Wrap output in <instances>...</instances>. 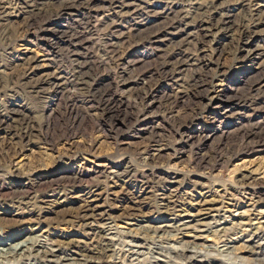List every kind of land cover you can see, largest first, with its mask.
I'll use <instances>...</instances> for the list:
<instances>
[{
  "label": "rangeland",
  "instance_id": "obj_1",
  "mask_svg": "<svg viewBox=\"0 0 264 264\" xmlns=\"http://www.w3.org/2000/svg\"><path fill=\"white\" fill-rule=\"evenodd\" d=\"M173 1L61 0L27 28L9 18L13 30L0 38V242L43 236L66 250L71 242L92 245L96 230L109 227L119 250L130 251L131 237H183L155 236V225L172 218L219 215L226 240L197 244L247 254L238 239L251 227L231 224L245 212L256 224L264 210V0H200V12ZM25 2L0 7L14 14ZM229 16L234 24L222 30ZM182 28L190 34L182 37ZM81 63L89 67L82 82ZM50 75L73 82L64 90L41 84ZM19 126L30 127L28 135ZM83 210L99 227L83 226ZM256 252L264 254V242Z\"/></svg>",
  "mask_w": 264,
  "mask_h": 264
},
{
  "label": "bare ground",
  "instance_id": "obj_2",
  "mask_svg": "<svg viewBox=\"0 0 264 264\" xmlns=\"http://www.w3.org/2000/svg\"><path fill=\"white\" fill-rule=\"evenodd\" d=\"M27 1V0H26ZM70 1V0H69ZM73 1L72 4H76L77 2L79 4H89L90 2H92L93 0H71ZM178 1V0H177ZM176 1V2H177ZM203 1V0H202ZM213 1V0H212ZM241 1V0H240ZM175 2V1H173ZM175 2V3H176ZM180 2V1H179ZM189 2V6L192 7L194 10H196L197 12L201 11V8L203 7L202 3L200 0H188L186 1V3L188 4ZM196 2V3H194ZM225 2V1H224ZM26 3V2H25ZM183 3V2H182ZM221 3V2H220ZM61 4V0H28V2L26 4H24V7L20 10L17 11L14 14H10L7 11H5L4 9H2L3 7H0V38L5 40L6 38H8L12 32V28L11 26V22L10 19H19L20 21H24V28H27L28 23L31 24L29 21L35 17V16H40L42 14H46L49 11H53V9H56L60 6ZM66 4V3H65ZM129 4V3H128ZM178 4V3H177ZM181 4V3H180ZM62 5V4H61ZM71 5V4H70ZM90 5V4H89ZM215 2L212 3V5L210 6H214ZM246 5V4H244ZM63 6V5H62ZM88 6V5H87ZM125 6V5H123ZM173 6V4L171 5ZM183 6V4L181 5ZM185 6V5H184ZM16 7V6H15ZM69 7V6H68ZM75 7V6H74ZM178 7V6H177ZM70 8V7H69ZM210 8V7H209ZM249 8V7H248ZM19 10V9H18ZM178 10V9H177ZM187 10V9H186ZM205 10V9H204ZM61 11V9H60ZM175 11V10H174ZM182 10H179L177 15H180V13ZM185 11V10H184ZM189 11V10H188ZM187 11V12H188ZM192 11V10H191ZM209 11V9H208ZM56 12V11H55ZM58 13V11H57ZM175 13V12H174ZM204 13V12H203ZM49 14V13H48ZM54 14V12H53ZM52 14V15H53ZM199 14V13H197ZM206 14V13H205ZM186 15V14H185ZM184 15V16H185ZM202 15V14H201ZM250 15V14H249ZM43 16V15H42ZM48 16V15H47ZM53 17H55L53 15ZM182 17V16H181ZM258 17V16H257ZM22 18V19H21ZM47 18V17H45ZM202 18V17H201ZM224 18V17H223ZM231 16H229L228 18H226L223 21V26L221 27L222 30H231V27L234 23H232L231 21ZM48 19V18H47ZM223 20V19H222ZM16 21V20H15ZM168 21V20H167ZM14 22V21H13ZM236 22V21H235ZM220 23V22H219ZM246 23V22H245ZM218 24V23H217ZM41 25V24H40ZM212 25V24H211ZM221 25V24H220ZM21 26V25H20ZM235 26V25H234ZM233 26V27H234ZM31 27V26H30ZM173 27V26H172ZM217 27V26H216ZM238 27V26H237ZM32 28V27H31ZM171 28V27H170ZM22 29V28H21ZM185 29L183 31H185V33H183L182 37H186L188 36L190 33H188L187 28H182ZM208 29V28H207ZM248 29V28H247ZM25 30V29H24ZM50 30V29H49ZM202 30V29H201ZM18 31V30H17ZM219 31V30H218ZM21 32V31H20ZM22 33V32H21ZM20 33V34H21ZM27 33V32H26ZM29 33V31H28ZM217 33V32H216ZM214 33V34H216ZM16 34V33H15ZM15 34H14V38H15ZM180 34V33H178ZM177 34V35H178ZM241 34V33H240ZM255 34V33H254ZM29 35V34H28ZM181 35V34H180ZM203 36V35H202ZM240 36V35H239ZM19 37V36H18ZM245 37V35H244ZM17 38V36H16ZM12 39V38H11ZM181 39V38H180ZM246 39V38H245ZM13 41V40H12ZM153 41V40H152ZM183 40H181L182 42ZM112 42V41H111ZM179 42V43H181ZM185 42V41H183ZM87 43V42H86ZM195 43V42H194ZM244 43V42H243ZM13 44V43H12ZM184 45V43H182ZM187 44V43H186ZM185 44V45H186ZM176 45V44H175ZM179 45V44H178ZM182 45V46H183ZM243 45V44H242ZM180 46V45H179ZM175 47V46H174ZM212 47V46H211ZM242 47V46H241ZM167 48V47H165ZM184 48V47H183ZM189 48V47H188ZM177 49V48H175ZM175 49H172L173 51L170 52H174ZM116 50V49H115ZM169 50V49H168ZM188 50V49H187ZM237 50V49H236ZM239 50V49H238ZM181 51V49H180ZM186 51V50H185ZM184 51V53H185ZM216 51V50H215ZM250 51V50H249ZM114 52V51H113ZM189 52V51H188ZM195 53V52H194ZM211 53V52H210ZM172 54V53H171ZM189 54V53H188ZM110 55V54H109ZM183 55V54H182ZM112 56V55H111ZM184 56V55H183ZM195 56V55H194ZM200 57V56H199ZM29 59V58H28ZM121 59V58H120ZM187 59V58H186ZM192 59V58H191ZM24 60V59H23ZM33 60V59H32ZM113 60V59H112ZM174 60V59H173ZM195 60V58H194ZM22 61V60H21ZM175 61V60H174ZM184 61V60H183ZM186 61V60H185ZM198 61V60H196ZM28 62V61H27ZM30 62V59H29ZM173 62V61H172ZM188 62V61H187ZM186 62V63H187ZM193 62V61H192ZM160 63V62H159ZM183 63V62H182ZM29 64V63H27ZM32 64V63H31ZM82 65L79 66V68L77 69V79L79 81H84L85 77L88 75L89 73V67L85 68L83 67V63H81ZM174 64V62H173ZM191 64V63H190ZM196 64V63H195ZM22 65V64H21ZM24 65L26 66V63H24ZM169 65V64H168ZM172 65V63L170 64ZM188 65V64H187ZM186 65V66H187ZM193 65V63L191 64ZM175 66V64H174ZM179 66V65H178ZM201 66V65H200ZM31 65L28 66V68H30ZM197 67V66H196ZM199 67V66H198ZM27 68V67H26ZM27 68V69H28ZM33 68V66H32ZM179 68V67H178ZM176 69V68H175ZM180 69V68H179ZM188 69V68H187ZM190 69V68H189ZM34 70V69H32ZM30 70V72L32 71ZM76 70V69H75ZM74 70V71H75ZM171 71V70H170ZM169 71V72H170ZM175 72V71H174ZM204 72V71H203ZM25 73V72H24ZM61 73V72H60ZM73 73V72H72ZM178 73V72H176ZM29 74V73H28ZM57 74V73H56ZM187 74V73H186ZM32 75V74H31ZM30 75V76H31ZM61 75V74H60ZM66 75V74H65ZM179 75V74H178ZM182 75V74H181ZM192 75V74H191ZM194 75V74H193ZM25 76V75H23ZM27 76V75H26ZM46 76V75H45ZM51 76V75H50ZM57 76V75H56ZM59 76V75H58ZM73 76V74H72ZM21 77V76H19ZM41 77V76H40ZM44 76H42L43 78ZM48 77V76H46ZM52 77V76H51ZM63 76H59L50 80H46L44 82H42L41 84L43 85H48V84H56L58 88L64 90L67 89L71 83L73 82H68L67 80H65L64 78H62ZM29 78V77H28ZM182 78V77H180ZM189 78V76H188ZM191 78V76H190ZM3 81V78H1ZM127 79V78H126ZM179 79V78H177ZM201 79V78H200ZM211 79V78H210ZM29 80V79H28ZM41 80V79H40ZM70 80V79H69ZM202 80V79H201ZM87 82V81H86ZM150 82V81H149ZM184 82V81H183ZM38 83V82H37ZM94 83V82H93ZM123 83V82H122ZM125 83V82H124ZM1 84V83H0ZM54 84V85H55ZM127 84V83H126ZM196 84V83H195ZM203 84V83H201ZM205 84V83H204ZM53 85V86H54ZM83 85V84H80ZM124 85V84H123ZM134 85V84H133ZM88 86V85H87ZM86 86V87H87ZM183 86V85H182ZM202 86V85H201ZM19 87V86H18ZM17 87V88H18ZM48 87V86H47ZM79 87V86H78ZM196 87H199V85H197ZM21 88V87H20ZM42 88V87H41ZM41 88L39 83L36 85V87H34L32 89V93H34L35 95L40 94L41 92ZM82 88V87H81ZM132 88V86H131ZM212 88V87H211ZM23 89V88H21ZM54 89V88H53ZM84 89V88H83ZM50 90V89H49ZM48 90V91H49ZM143 90V89H142ZM146 90V89H145ZM205 90V89H204ZM10 91V90H9ZM43 91V89H42ZM47 91V90H46ZM66 91V90H65ZM86 91V89H85ZM136 91V90H135ZM144 91V90H143ZM142 91V92H143ZM181 91V90H180ZM209 91V90H208ZM213 91V90H212ZM219 91V90H218ZM57 92V91H56ZM62 92V91H61ZM195 92V91H194ZM202 92V91H201ZM207 92V91H206ZM2 93V92H1ZM198 93V92H197ZM3 94V93H2ZM8 94V93H7ZM49 94V93H48ZM137 94V93H136ZM208 94V93H207ZM4 95V94H3ZM11 95V94H10ZM33 95V94H32ZM205 95V94H204ZM217 95V94H216ZM4 97V96H3ZM7 97V96H6ZM11 97V96H10ZM9 97V98H10ZM28 97V95L26 96ZM208 97V96H207ZM215 97V96H214ZM30 98V97H29ZM138 98V97H137ZM213 98V97H212ZM11 99V98H10ZM28 99V98H27ZM144 100V99H143ZM209 100V98H208ZM225 101V100H223ZM21 102V101H20ZM28 102V101H27ZM31 102V101H29ZM116 102V101H115ZM152 102V101H151ZM222 102V101H221ZM23 104V103H22ZM28 104V103H27ZM26 104V105H27ZM12 105V104H11ZM24 105V104H23ZM29 105V104H28ZM8 106V105H7ZM38 107V106H37ZM203 107V106H202ZM28 108V107H27ZM204 108V107H203ZM14 109V108H13ZM223 109V108H222ZM227 109H225L226 111ZM21 111V110H20ZM202 111V110H200ZM229 111V109H228ZM25 112V110H24ZM31 112V111H30ZM35 112V111H34ZM33 112V113H34ZM219 112V111H218ZM1 113V112H0ZM11 113V112H10ZM23 113V112H22ZM32 113V114H33ZM225 113V112H224ZM8 114V113H6ZM3 115H5L3 113ZM23 116V115H22ZM35 116V115H34ZM24 118V117H23ZM36 118V117H35ZM211 118V117H210ZM13 119V118H12ZM11 120L9 115L7 117H5L4 121L2 123H6L7 125H9L7 122ZM22 120V119H20ZM34 121V120H33ZM1 122V121H0ZM22 122V121H20ZM6 126V125H5ZM30 127H23V126H19L17 127V131L19 132V135L21 137H25L26 135H28ZM35 128V127H34ZM12 131V130H11ZM9 132V131H8ZM17 132V133H18ZM11 133V132H10ZM14 134V133H13ZM199 134V133H198ZM17 136V135H16ZM155 137V136H154ZM19 138V137H18ZM30 139V138H29ZM203 139V138H202ZM246 139V138H245ZM253 139V138H251ZM20 140V139H19ZM23 140V139H21ZM242 140V139H241ZM21 142V141H20ZM19 142V143H20ZM153 142V141H152ZM156 142V141H155ZM149 144V143H148ZM158 144V143H157ZM160 144V143H159ZM18 145V144H17ZM21 145H23L21 143ZM153 145V144H152ZM154 146V145H153ZM22 148V147H21ZM151 149V148H150ZM250 150V149H249ZM143 152V151H142ZM145 152V151H144ZM143 154V153H140ZM154 154V153H153ZM152 155V154H151ZM150 156V155H149ZM156 156V155H155ZM154 156V157H155ZM151 157V156H150ZM155 159V158H154ZM139 160V157H138ZM137 160V161H138ZM141 160V159H140ZM146 160V159H145ZM151 161V160H150ZM140 162V161H139ZM142 162V161H141ZM154 162V161H153ZM146 163V162H145ZM148 163V161H147ZM155 163V162H154ZM136 164V163H135ZM138 165V164H137ZM156 165V163H155ZM127 167V166H126ZM147 167V166H145ZM151 168V167H150ZM15 169V168H14ZM149 169V166H148ZM162 170V169H161ZM111 171V170H110ZM113 171V169H112ZM115 171V170H114ZM113 171V172H114ZM152 171V170H151ZM164 171V170H163ZM8 172V171H7ZM116 172V171H115ZM9 173V172H8ZM112 173V172H111ZM171 173V172H169ZM173 173V172H172ZM7 174V173H6ZM17 174V173H16ZM114 174V173H113ZM116 176H119V173H115ZM122 174V172H121ZM125 174V173H124ZM122 174V175H124ZM10 175V174H9ZM8 175V176H9ZM23 175V174H22ZM114 176V175H113ZM126 176V175H125ZM22 177V176H21ZM153 177V176H152ZM244 177V176H243ZM8 178V177H7ZM77 178V177H76ZM75 178V179H76ZM113 178V177H112ZM165 178V177H164ZM248 178V177H247ZM249 179V178H248ZM122 180V179H121ZM154 180V179H153ZM160 180V178H159ZM112 181V180H111ZM242 181V180H241ZM26 182V181H25ZM80 182V181H79ZM114 182V180L112 181ZM116 182V181H115ZM151 182V181H150ZM245 182V181H244ZM158 183V182H156ZM173 183V182H172ZM175 183V182H174ZM178 183V182H177ZM247 183V182H246ZM252 183V182H250ZM248 182V184H250ZM258 183V182H257ZM75 184V183H74ZM79 184V183H78ZM81 184V183H80ZM96 185V184H95ZM160 185V184H158ZM253 185V183H252ZM76 186V185H75ZM92 186V185H91ZM100 186V185H99ZM110 186V185H109ZM108 186V187H109ZM165 186V185H164ZM242 186V185H241ZM111 187V186H110ZM51 188V187H50ZM92 188V187H91ZM179 188V187H178ZM53 189V188H52ZM65 189V188H64ZM83 189V188H82ZM89 189V188H88ZM87 189V190H88ZM95 189V188H94ZM162 189V188H161ZM93 190V189H92ZM254 190V189H253ZM72 191V190H71ZM245 191V190H244ZM87 192V191H86ZM92 192V191H91ZM100 192V191H99ZM0 193H1V189H0ZM54 193V192H53ZM246 193V192H245ZM64 194V193H63ZM97 194V193H96ZM2 195V194H1ZM88 195V194H87ZM4 196V195H3ZM33 196V195H32ZM91 196V195H90ZM24 197V195H23ZM160 197V196H159ZM163 197V196H162ZM6 198V197H5ZM88 198V197H87ZM167 198V197H165ZM58 199V198H57ZM12 200V199H11ZM17 200V199H16ZM15 200V201H16ZM32 200V199H31ZM39 200V199H38ZM168 200V199H167ZM49 201V200H48ZM27 202V201H26ZM30 202V198L29 201ZM58 202V201H56ZM91 202V201H90ZM94 202V201H93ZM135 202V201H134ZM138 202V201H137ZM9 203V202H8ZM87 203V202H86ZM7 204V203H6ZM46 204V203H45ZM50 204V203H49ZM136 204V203H134ZM11 205V204H9ZM54 205V204H53ZM90 205V204H89ZM163 205V204H161ZM174 205V204H173ZM32 206V205H31ZM49 206V205H48ZM52 206V205H51ZM262 206V205H261ZM39 207V206H38ZM46 207V206H45ZM86 207V206H85ZM100 207V206H99ZM4 208V207H3ZM16 208V206H15ZM44 208V207H42ZM49 208V207H48ZM54 208V207H53ZM132 208V207H131ZM174 208V207H173ZM31 209V208H30ZM40 209V208H39ZM94 209V208H93ZM130 209V208H129ZM136 209V208H135ZM171 209V208H170ZM37 210V209H36ZM45 210V209H43ZM87 210L88 209L87 207ZM87 210H83L84 213L82 215V220H84L85 222L83 223V226L85 224L86 227H90L91 229H93V227H97L99 225L96 226L95 222H96V215H94L95 213H92L90 215L91 212H87ZM138 210V209H137ZM173 210V209H172ZM219 208L215 210V212H219ZM249 210V209H246ZM106 211V210H105ZM134 211V210H133ZM139 211V210H138ZM179 211V209H178ZM237 211V210H236ZM45 212V211H44ZM93 212V210H92ZM243 212V211H242ZM102 213V212H101ZM100 213V214H101ZM132 213V212H131ZM169 213V212H168ZM203 213V212H202ZM236 213V212H235ZM254 213V212H253ZM29 214V213H28ZM107 214V213H106ZM109 214V213H108ZM171 214V213H170ZM180 214V213H179ZM240 214V213H238ZM111 215V214H110ZM129 215V214H128ZM135 215V213H134ZM185 215V214H183ZM189 215V214H188ZM236 215V214H235ZM248 215L247 212H245L244 214H241L239 218H237V220H233L231 225H235V224H239L242 227H245L246 229L251 227V230H246V238L245 239H238L241 241H245L247 243V246H245V250H247V254L246 255H239L236 254L234 251L237 248H234L232 245H228V244H224V246L217 248H213L212 246H208L207 247L203 244L204 241H207L206 239H210V237L212 239H214V241L216 242L218 239L222 240L225 239L226 236L229 233L228 228H226L227 226V222L219 215H215V216H209L206 219H197V220H190V218H172V220H170L169 224L166 225H162L157 227V225H155L156 227H154L153 231L155 236H159L160 234L158 233V231L160 232H167V230H172V231H177L178 233H182L183 237L177 238V234L173 235L170 238H164V234H162L161 236H159V238H155L153 241L152 239H150L152 242L148 241V239L146 240V238H140L138 236L135 237H131L132 239V243H135V247L137 249H133L130 251H122L119 250V245H121V243H118L117 240L114 238L113 234H111V229L108 227L107 229L101 227L99 229H101V231H97L94 234L96 236V240L93 242L92 245H78V244H74L73 242L71 243H64L66 246H68V248L66 250H62L61 247L63 246H59L56 244V242H52L49 241L48 239H45L46 237L43 238V236L40 237H36V238H32V239H27V240H6V241H2L0 242V264H134V262L136 264H264V254L260 255L259 253L256 252V249H259L264 242V210L260 209L258 216L255 217L257 222L256 224H251V221H249L248 218H246ZM77 216V215H75ZM177 216V215H176ZM225 216V215H224ZM71 217V216H70ZM134 217V216H133ZM139 217V216H137ZM191 217V216H190ZM197 217V216H195ZM101 218V217H100ZM107 218V217H106ZM230 218V217H229ZM252 218V217H251ZM77 219V217L75 218ZM80 219V218H79ZM97 219H99L97 217ZM73 220V219H72ZM113 220V219H112ZM136 220V219H135ZM138 220V219H137ZM75 221V220H74ZM237 221V222H236ZM77 222V221H76ZM253 222V221H252ZM82 223V222H81ZM142 223V222H141ZM115 224V223H114ZM251 224V225H250ZM76 225V224H75ZM159 225V224H158ZM114 226V225H113ZM236 226V225H235ZM81 227V224H80ZM99 227V226H98ZM139 227V226H138ZM144 227V226H143ZM142 227V228H143ZM153 227V226H152ZM234 227V226H233ZM232 227V228H233ZM241 227V228H242ZM82 228V227H81ZM117 228V227H116ZM140 228V227H139ZM231 228V230H232ZM144 229V228H143ZM10 230V229H9ZM94 230V229H93ZM230 230V231H231ZM15 231V230H14ZM86 231V230H85ZM114 231V229H113ZM138 231V230H137ZM143 231V230H142ZM147 231V230H145ZM151 231V230H150ZM188 231H190L192 235L190 238H186L185 237V232L187 233ZM8 232V231H6ZM119 232V231H118ZM140 232V230H139ZM165 232V233H166ZM240 232V231H239ZM249 232V233H248ZM92 233V232H91ZM117 233V232H116ZM121 233V232H120ZM175 233V232H174ZM190 233V234H191ZM245 233V232H244ZM138 234V233H137ZM41 235V234H40ZM120 235V234H119ZM123 235V234H121ZM129 235V234H128ZM132 236V234H130ZM129 235V236H130ZM139 235V234H138ZM146 235V234H144ZM143 235V237H145ZM169 235V234H168ZM167 235V236H168ZM11 236V235H10ZM48 236V235H47ZM134 236V235H133ZM150 236V235H149ZM148 236V237H149ZM166 236V235H165ZM177 236V237H176ZM239 237V235H238ZM28 238V237H27ZM48 238V237H47ZM152 238V236H151ZM124 239V238H123ZM159 239V240H157ZM218 240V242H219ZM226 240V239H225ZM229 240V239H228ZM235 240V241H238ZM91 241V240H90ZM126 241V240H124ZM123 241V242H124ZM203 241V245H198L197 242H202ZM58 242V241H57ZM79 242V240H78ZM120 242V240H119ZM207 242H210L207 241ZM62 243V242H61ZM77 243V242H76ZM232 243V242H231ZM91 244V243H90ZM206 244V243H205ZM212 245V244H211ZM149 247L147 249H149V252H147L146 254L143 252H141L142 249H144L145 247ZM220 246V245H219ZM119 247V248H118ZM236 247V246H235ZM240 249V248H239ZM243 249V248H242ZM241 249V250H242ZM145 250V249H144ZM68 252V253H67ZM243 252V251H242ZM77 255V256H75ZM75 257V258H73ZM262 258V259H261Z\"/></svg>",
  "mask_w": 264,
  "mask_h": 264
}]
</instances>
